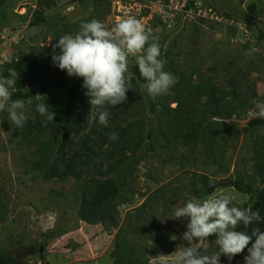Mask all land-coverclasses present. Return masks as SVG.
<instances>
[{
	"label": "trees",
	"instance_id": "trees-1",
	"mask_svg": "<svg viewBox=\"0 0 264 264\" xmlns=\"http://www.w3.org/2000/svg\"><path fill=\"white\" fill-rule=\"evenodd\" d=\"M4 1L0 0V4ZM86 1L73 0L79 4ZM200 1L188 0L184 10L194 8L197 12V3ZM93 3L94 11L89 17L70 23L57 21L53 26L57 27L61 23L63 30L58 29L55 34H75L81 22L93 18L102 21L111 12L110 0H93ZM205 4L211 12L220 17L246 22L256 37V44L264 47V21L260 18L235 17L232 13L219 10L207 0ZM57 6L56 0H38L31 25L47 23L45 12ZM200 20L205 22L202 17ZM234 33L237 35L236 30ZM158 42L162 46L163 36ZM166 56L169 58L166 67L172 71L171 73L176 74L174 76L177 78V83L170 89L171 94H164L155 99L149 97L144 87L146 81L140 75L135 60H130L127 75L136 93L134 98L137 106L133 114L137 118L126 124L125 119L116 112L119 108L117 105L110 110L107 127L90 125L87 122L91 106L81 86L82 78L75 77L72 82L60 78L41 84L40 76L42 77L43 69L47 68V65L40 64L34 54L30 53L20 52L11 62L0 63L1 75L7 76L9 68H14L18 72L12 99L34 100V118L28 117L23 128H16L21 138L18 143L20 149L23 150L24 146L28 153L36 156L29 161L31 167L27 172L30 179L63 181L72 177L83 182L76 191V198L79 201L77 215L83 224L77 233L79 238L74 244V247L82 249L80 253H75L79 259L91 258L95 252L105 251L114 241L113 264H163L149 259L150 255L157 254L156 249L144 243L153 242L167 252L170 251L165 245L168 241L162 231L158 234L155 230L170 210L166 204L170 198L165 199V193L171 198H176L187 192L193 198L204 199L222 187H232L239 193L247 195L249 202L252 201V204L248 202L236 206L259 210L261 217L264 218V190L256 189L239 176L220 179L216 175L198 173L194 169L217 165L223 174L229 172V166L225 165L226 163L222 164L218 159L223 155V151L219 154L215 151L217 142L228 140V133L233 129L232 124L226 123V120L233 121L234 117L242 118L247 115L248 121L242 120L246 124V127H242L245 132L264 126V119L251 115L255 105L253 100L259 99L256 82L248 81L239 74L228 78L229 81L223 80L227 75L224 73L221 76L214 67L210 68V72H204L194 66L189 73L178 71L171 53H167ZM38 96H41V99L36 100ZM39 102L47 103L55 113L53 122L45 123L44 118L35 111V104ZM172 103L177 105L172 107ZM150 115L153 116L151 120ZM113 132L119 134L116 141L109 139ZM147 141L149 143H146ZM144 144L146 148L141 150ZM173 144L181 145L185 152L176 157L170 153ZM263 150L264 147L257 145L256 156L260 160L256 165V173L261 182H264ZM162 155L167 156V161H162L163 168L179 160L184 166L193 167V171L184 170V174L191 176L187 177L185 182L180 179L181 184L169 192H164L167 187L165 185L154 191L156 199L164 201L162 213L156 214L154 210L150 214L149 201L145 200L139 208L134 209L135 214L126 217V225L121 226L123 220L119 209L122 204L132 202L133 195L125 193L130 192L129 188L135 185L140 164ZM147 176L153 181L156 180L150 172H147ZM210 181L214 183L210 184ZM6 218L7 206L0 194V222H4ZM238 227L240 229L237 230L250 233L252 227L264 230V222L253 224L247 229L242 225ZM133 232L142 237L141 242L130 241L128 235H134ZM250 246L251 242L248 247ZM35 254L44 264L47 263L45 252H41L39 248L29 247L18 251L0 250V264H28L27 258ZM247 254L246 248L234 257L231 264L244 262ZM220 264L229 262L221 256Z\"/></svg>",
	"mask_w": 264,
	"mask_h": 264
},
{
	"label": "rangeland",
	"instance_id": "rangeland-1",
	"mask_svg": "<svg viewBox=\"0 0 264 264\" xmlns=\"http://www.w3.org/2000/svg\"><path fill=\"white\" fill-rule=\"evenodd\" d=\"M56 1L58 6L45 12L48 22L39 26L31 25L38 0H5L3 4H0V63L11 62L20 52L34 54L40 64L47 65V68L43 69L42 77L40 76L41 84L60 78L68 82L75 79V77L67 76L66 71L58 69L51 63V46L56 43L59 36L64 35L55 34L58 29L63 30L61 23L57 27L53 25L60 20L62 23H70L87 18L95 7L93 0H87L83 4L74 3L73 0ZM138 1L117 0L116 3L113 1L111 12L102 21L110 28L121 18L136 17L151 30L152 35L158 41L163 36L160 58L164 61L166 71H169L166 67L169 61L166 54L171 53V58L175 61L178 71L189 73L191 67L194 66L201 68L204 72H210V68L214 67L218 69L221 76L224 73L227 75L223 79L226 81H229L228 78L231 76L239 74L248 81L256 82L259 99L253 100L254 103L263 101L264 58L263 55L245 46L247 44L242 27L246 24L243 21L227 20L219 16L221 22H215L207 16L203 22L199 14L186 15L183 12L171 14L168 12L171 7L163 4V0H157L152 4V10L143 15L139 7H136ZM153 1L149 0V4ZM207 1L219 10L232 13L235 17L250 16L264 21V0ZM246 28L251 32L248 26ZM235 30L243 37H238L234 33ZM130 60H135V58L130 57ZM130 87L131 89L126 93V102L120 104L116 110L120 117L125 119L126 124L137 118L133 114L137 106L134 98L136 93L131 83ZM166 94H171V90ZM38 99H41V96L36 98ZM24 101L28 117L34 118V100ZM176 105L172 103L171 106ZM246 116L234 117V122L231 121L232 119L226 120V123L232 124L233 127L230 133L227 132L229 139L216 144V153L223 151V155L218 159L222 164L226 163L225 165L229 166V172L223 174L220 166L217 165L194 169L198 173L205 172L211 176L216 175L220 179L239 176L250 182L256 189L264 190V182L260 181L256 173V165L260 160L256 156V147L259 144L264 147V126L245 132L242 127H246V124L242 120L248 121L249 117ZM151 119H153L152 115H150ZM20 139L15 125H11L7 120V112H0V194L7 206V218L4 222H0V250L18 251L22 248H39L41 252H45L49 264H113L114 241L105 251L95 252L91 258L79 259L75 256V253H80L82 250L78 246L74 247V244L79 238L78 231L83 227L77 215L79 201L76 198V191L83 182L72 177L63 181L31 180L27 169L31 167L29 161L36 156L28 153L24 146L23 150L20 149L18 146ZM145 148L144 144L141 150ZM184 152L185 149L179 144L171 146L170 153L176 157ZM162 161H167V156L162 155L157 159L150 158L140 164L136 175L137 181L133 187L129 188L131 193L129 191L125 193L133 195L132 202L122 204L119 209L123 220L121 226L126 225V217L135 214L134 209L139 208L145 200L149 201L148 212L150 214L154 210L156 214L162 213L164 201H158L154 191L165 185L167 187L164 192H169L170 189H176L181 184L180 179L185 182L186 178L191 176V174H184V170L193 171V167L184 166L181 161L177 160L163 168ZM147 172H150L156 180L149 179ZM215 194H231L235 205L249 202L247 195L239 193L232 187H222ZM168 198L170 200L166 204L170 210L155 230L158 234L162 231L168 241L165 245L170 248V251L167 252L153 242H142L156 249L157 254L150 255L149 259L152 262L163 264H169L178 247L187 244L181 239V234L186 230L187 220H177L171 217L174 205H182L193 197L187 192H183L176 198H171L165 193V199ZM177 203L179 205H176ZM249 204H252V201ZM128 236L134 243L141 242L142 237L139 234ZM214 240L215 235H212L208 237V241H201V244L215 251ZM27 261L28 264H44L37 254L28 257ZM238 264H244V262L240 261Z\"/></svg>",
	"mask_w": 264,
	"mask_h": 264
},
{
	"label": "clouds",
	"instance_id": "clouds-1",
	"mask_svg": "<svg viewBox=\"0 0 264 264\" xmlns=\"http://www.w3.org/2000/svg\"><path fill=\"white\" fill-rule=\"evenodd\" d=\"M110 1L116 3L117 0ZM156 2L154 0L149 4V0H139L136 7L144 15L152 10V4ZM162 2L168 3V0ZM199 3L209 9L205 6V0ZM250 33L255 39L254 33ZM246 44L251 51L264 58V47L259 45L262 50L255 51L252 46L254 43L246 40ZM51 47L52 65L66 71L69 77L82 78L81 86L91 106L87 117L90 125L107 127L110 110L126 102V93L131 89L127 76L130 57L135 58L139 73L146 81L144 87L149 97L155 99L164 95L177 83L174 74L165 70L158 40L150 29L133 16L119 19L110 28L96 18L81 22L75 34L59 36ZM17 81L18 72L14 68L8 69L7 76L0 73V112L6 111L7 120L19 129L27 123L28 115L25 101L12 99V90ZM35 111L44 118L45 123L54 121L55 113L47 103H36ZM251 115L264 119V101L254 105ZM109 139L116 141L119 134L113 132ZM171 217L187 220L186 230L181 234L182 241L187 244L178 247L169 264H220L221 256L231 264L234 257L246 248L248 254L244 257V264H264V230L259 227H252L250 233L237 230L240 225L245 229L253 224L258 225L264 222V218L259 210L236 206L231 194H212L204 199L190 198L182 205H174ZM212 235H215V251L201 244V241H208ZM250 242L251 246L248 247Z\"/></svg>",
	"mask_w": 264,
	"mask_h": 264
},
{
	"label": "built area",
	"instance_id": "built-area-1",
	"mask_svg": "<svg viewBox=\"0 0 264 264\" xmlns=\"http://www.w3.org/2000/svg\"><path fill=\"white\" fill-rule=\"evenodd\" d=\"M187 0H169L168 3H163L166 4L167 6L171 7L170 9H168L169 13H179V12H183L186 13V15H190L191 14H199V16L201 17H207L210 16L211 20H216V21H221V19L219 18L218 15H216L215 13H210V11H208L209 9H206L201 3L197 4L198 5V11L196 12V9L192 8L191 10L185 11L184 8L186 6ZM203 16H202V15ZM242 29L245 32V39L251 43H254L253 49L255 51H261V47L258 45H256V41L253 37V35L250 33V31L246 28V26H243Z\"/></svg>",
	"mask_w": 264,
	"mask_h": 264
},
{
	"label": "bare ground",
	"instance_id": "bare-ground-1",
	"mask_svg": "<svg viewBox=\"0 0 264 264\" xmlns=\"http://www.w3.org/2000/svg\"><path fill=\"white\" fill-rule=\"evenodd\" d=\"M243 22H244V21H243ZM244 24H246V25H245L246 27H247V26L249 27V25H248L246 22H244ZM244 35H245V33H244Z\"/></svg>",
	"mask_w": 264,
	"mask_h": 264
},
{
	"label": "water",
	"instance_id": "water-1",
	"mask_svg": "<svg viewBox=\"0 0 264 264\" xmlns=\"http://www.w3.org/2000/svg\"><path fill=\"white\" fill-rule=\"evenodd\" d=\"M46 264H49V263H46Z\"/></svg>",
	"mask_w": 264,
	"mask_h": 264
}]
</instances>
